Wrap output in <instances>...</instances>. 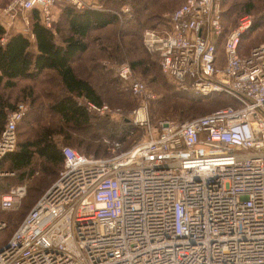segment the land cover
Listing matches in <instances>:
<instances>
[{
  "label": "built area",
  "instance_id": "built-area-1",
  "mask_svg": "<svg viewBox=\"0 0 264 264\" xmlns=\"http://www.w3.org/2000/svg\"><path fill=\"white\" fill-rule=\"evenodd\" d=\"M61 1L84 6L83 0H10L0 11L6 24L0 23L7 29L38 8L49 27ZM163 17L161 30L145 28L142 40L167 77L178 89L223 92L237 103L181 121L162 118L152 127L147 107L155 94L127 61L113 64L138 98L127 114L146 127L144 135L124 150L112 143L106 156L63 145L56 179L0 241V264H264V42L239 53L251 22L243 15L225 36L220 60L221 0H183ZM25 110L20 102L8 113L0 159L14 150ZM13 173L0 169V176ZM25 194V183L10 186L0 194L1 208L15 207ZM5 225L0 219V231Z\"/></svg>",
  "mask_w": 264,
  "mask_h": 264
},
{
  "label": "trees",
  "instance_id": "trees-1",
  "mask_svg": "<svg viewBox=\"0 0 264 264\" xmlns=\"http://www.w3.org/2000/svg\"><path fill=\"white\" fill-rule=\"evenodd\" d=\"M98 2L97 6L84 5L81 8L70 2H57L53 12L57 8L59 16L56 18L54 12L49 27L42 23L39 9L32 8L28 15L33 37L14 28L8 31L0 23V133L8 113L16 109L20 102L26 105L25 113L17 124L16 146L0 159V169L14 172L0 176V194L12 185L25 183L27 193L23 198L27 203L35 197L36 191L41 192L40 186L48 184L43 187L45 190L63 166V145L72 146L86 155L106 156L111 153L112 139L123 141L119 150H124L135 136L138 127L127 115L122 114L117 119L99 117L79 103L78 98L85 97L97 104L108 101L123 110L137 101L138 98L130 90L120 88V77L112 74L108 63L127 59L134 74H137L136 71L142 76L149 74L152 71L151 55L158 61L159 57L145 47L143 31L145 28L160 31L165 25L162 13L173 10L183 0ZM124 6H128V11L122 10ZM246 14L251 15V22L241 33L239 53L246 54L254 44L264 41V0H221L223 30L216 41V54L220 60H223L225 36ZM243 38L244 41L249 39V49L243 48ZM160 75V67L154 69L153 81L172 91L169 84L165 82V85L162 78H157ZM189 92L186 95L198 102L215 104L214 109L237 103L235 98L223 92L209 95ZM170 93L165 94V101H168V96L174 98L178 95ZM187 108V104H180L174 109L175 112H185ZM158 110L173 111L169 105ZM106 126L116 131L106 133ZM23 127L26 128L25 133L22 132L19 137ZM110 133L113 136L107 137L111 139L109 144L103 142L105 139L102 141L101 136ZM130 133L133 137L126 142ZM21 217V214L8 212L0 206V219L9 225L11 233ZM6 225L0 231V241L10 236L5 237L8 233Z\"/></svg>",
  "mask_w": 264,
  "mask_h": 264
},
{
  "label": "rangeland",
  "instance_id": "rangeland-1",
  "mask_svg": "<svg viewBox=\"0 0 264 264\" xmlns=\"http://www.w3.org/2000/svg\"><path fill=\"white\" fill-rule=\"evenodd\" d=\"M10 0H0V6H5L8 2H9ZM237 1H239V0H234V2H237ZM231 2V1H230ZM5 4V5H4ZM3 6L0 8V11H1V9L3 8ZM59 10L56 8V9H54V12H55V16H56V18H58V16H59V12H58ZM169 10H167V11H164L163 13H162V17H163V15L166 13V12H168ZM29 12H26V14H25V16L27 17V18H25V16L23 15V16H21V15H19L15 20H14V23H15V25L14 26H8L7 27V29L6 30H11V29H18V30H20V31H22V32H24V33H26V34H28L29 36H30V34H29V32L28 31H26L25 30V27L27 28H29V31H30V27H29ZM241 15V14H240ZM240 15H238V18H239V16ZM247 15H249V14H247ZM249 16H251V15H249ZM241 18V17H240ZM239 18V19H240ZM26 19H28V21L26 22ZM238 19V20H239ZM237 20V21H238ZM0 21H2V22H4V24H6V20L3 18V17H1L0 18ZM237 23V22H236ZM7 26V25H6ZM16 26V27H15ZM135 29H137V27L135 28ZM136 36V35H135ZM31 37V36H30ZM134 37V36H133ZM132 37V38H133ZM132 40H134V39H132ZM249 39H247V40H245L244 41V38H243V40H242V44H243V48H247V49H249L248 48V46L250 47V45L248 44V41ZM261 42H264V41H261ZM255 45V44H254ZM222 51V50H221ZM151 55V54H150ZM152 57H151V59H150V61H151V64H150V69H152V71L151 72H149V74H147L146 76H142L141 75V73L139 72V71H136L137 72V74L135 75L134 73V75L135 76H137L138 78H140V79H144L143 81H148V82H146V84L148 85V88H149V90H151L154 94H155V97L152 99V100H150L149 102L150 103H148V107H147V116H148V122L150 123V125L153 127V126H156L157 124H158V121H159V119L161 118V117H159V116H171V117H167V118H169V119H174V120H181V119H189V118H191V117H193V116H198V115H202V114H206V113H209L210 111H212L213 109H214V107H215V104H212V105H209V104H205V103H203V102H206V101H202V102H198V100H196L195 98H193V97H190V96H187L188 95V93H186V92H189V91H187V90H181V89H178L176 86H175V84L167 77V75L162 71V69H161V67H160V64H159V61H158V58L157 57H155V56H153V55H151ZM122 61H127L128 63H129V61L127 60V59H122V60H117V61H114L113 63H108L110 66H111V68H112V74L114 73V75H116L115 74V71H114V69H113V64H115V62H122ZM158 67H160V70H161V75H162V77H161V75L158 77L157 76V78L158 79H160V78H162L163 79V82H164V84H165V82L167 83V85L169 84L173 89H172V91H171V89L169 88V89H167V86H164L166 89H164L163 87H162V85L161 84H159L158 82H156V80L155 81H153L154 80V78L152 77L153 75H154V69L155 70H158ZM157 75V74H156ZM140 76V77H139ZM166 85V84H165ZM168 85V86H169ZM120 88L121 89H123V90H128V89H126L124 86H123V84H122V82H121V80H120ZM163 92H165V94L166 93H168L169 94V92H174V93H176V94H178V95H175L176 97H167V98H169L168 99V101H165L164 99H165V94L163 93ZM172 93H170V94H172ZM190 93V92H189ZM187 94V95H186ZM174 95V94H173ZM190 95V94H189ZM155 101V103H153ZM165 101V103L164 104H162L163 102ZM101 103H106V104H108V106L113 110V111H105V112H103V113H100V112H96V111H94V110H89V109H87L88 111H90L91 113H93V114H96L97 116H99V117H105V116H111V117H113V118H115V119H117V118H120V116L122 115V114H125V115H127V117L130 119V120H132L131 119V117H129V115L127 114V112L129 111V110H131L132 108H134V107H136L137 105H138V100L136 101L135 100V102L131 105V104H129V107L126 109V110H123V109H121L119 106H116V104H114V105H112L110 102H108V101H103V102H101ZM214 103V102H213ZM83 104V103H82ZM162 104V105H161ZM180 104H187V110L185 111V112H183V111H180V112H175V109L174 108H176V107H178V105H180ZM118 105V104H117ZM159 105V106H158ZM161 105V106H160ZM164 105H169L170 107L172 106V112H164V111H160V110H158L160 107H162V106H164ZM209 105V106H208ZM116 108H119V111H117V112H115V110H116ZM133 122V121H132ZM102 123V121H100V124ZM134 123V122H133ZM137 127H138V130H135L136 132H134V134H135V136L133 137V136H130L131 135V133L126 137V142H127V140H131L132 139V137H133V139H132V141H131V143L129 144V146L128 147H130L134 142H136L138 139H140L143 135H144V132H145V130H146V127L145 126H141V125H138V124H136V123H134ZM104 125V124H103ZM140 129V130H139ZM22 131L20 132V129H19V132H20V134H19V137H20V135L22 136V132H23V134L25 133V131L24 130H26V128H22L21 129ZM113 130L114 131H116L115 130V128L113 129L112 127H109V126H106V128L104 129V132H113ZM114 133H116V132H114ZM140 134H141V136H140ZM84 135H85V133H84ZM113 136V134L112 133H110V134H108V135H102L101 136V140L103 141L104 139H105V141H103V142H105V143H108V141H110L111 139H108L109 137L108 136ZM108 137V138H107ZM114 142H119V149L120 148H122V142L123 141H120V140H117V139H112ZM95 141H96V139H95ZM98 141V140H97ZM113 142V143H114ZM109 144V143H108ZM125 144V143H124ZM93 153V152H92ZM45 178V177H44ZM52 182V181H51ZM48 185V184H47ZM46 185V186H47ZM45 186V184L44 185H42V186H40L39 188H41V192H39V193H36L35 192V197L31 200V198H30V200H29V202H27V203H25L24 201V198L22 197L21 199H20V201L17 203V205L15 206V207H12V208H8V209H5V210H7L8 212H14L15 211V213H19V214H21L22 215V217H23V215L27 212V210L33 205V203L35 202V200L41 195V193H42V191H44L43 190V187H46ZM28 191V190H27ZM29 192V191H28ZM27 193V192H26ZM26 195V194H25ZM24 195V196H25ZM32 196H33V194H32ZM21 217V218H22ZM6 228H7V236H5V237H8L9 235H10V233H11V230H10V227H9V225L7 226L6 225ZM13 230V229H12ZM2 236V235H1ZM0 236V237H1Z\"/></svg>",
  "mask_w": 264,
  "mask_h": 264
},
{
  "label": "crops",
  "instance_id": "crops-1",
  "mask_svg": "<svg viewBox=\"0 0 264 264\" xmlns=\"http://www.w3.org/2000/svg\"><path fill=\"white\" fill-rule=\"evenodd\" d=\"M83 2H84V5H91V6L99 5L98 0H83Z\"/></svg>",
  "mask_w": 264,
  "mask_h": 264
}]
</instances>
